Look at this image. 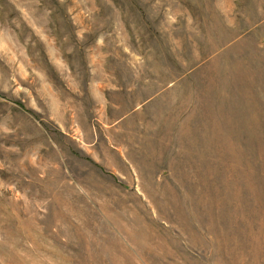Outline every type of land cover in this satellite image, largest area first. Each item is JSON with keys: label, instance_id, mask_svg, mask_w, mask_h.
<instances>
[{"label": "rangeland", "instance_id": "1", "mask_svg": "<svg viewBox=\"0 0 264 264\" xmlns=\"http://www.w3.org/2000/svg\"><path fill=\"white\" fill-rule=\"evenodd\" d=\"M0 264H264V0H0Z\"/></svg>", "mask_w": 264, "mask_h": 264}]
</instances>
